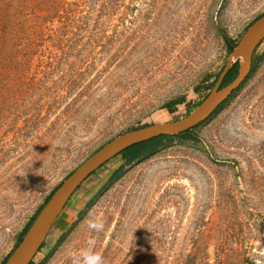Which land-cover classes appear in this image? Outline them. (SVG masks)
Masks as SVG:
<instances>
[{
	"label": "rangeland",
	"instance_id": "rangeland-1",
	"mask_svg": "<svg viewBox=\"0 0 264 264\" xmlns=\"http://www.w3.org/2000/svg\"><path fill=\"white\" fill-rule=\"evenodd\" d=\"M41 1L60 7L43 36L0 55V264L100 147L188 116L264 14V0ZM257 57L188 138L84 181L35 263L71 264L92 238L103 264H264V39Z\"/></svg>",
	"mask_w": 264,
	"mask_h": 264
},
{
	"label": "water",
	"instance_id": "water-1",
	"mask_svg": "<svg viewBox=\"0 0 264 264\" xmlns=\"http://www.w3.org/2000/svg\"><path fill=\"white\" fill-rule=\"evenodd\" d=\"M264 39V14L256 19L234 47L225 67L209 94L188 116L176 121L148 125L124 132L104 144L77 167L54 191L40 209L22 240L9 255L5 264H31L44 244L71 196L94 172L125 149L152 139L179 135L194 129L208 120L243 85L252 72L254 55ZM241 58L238 74L234 80L222 86L234 67L233 59Z\"/></svg>",
	"mask_w": 264,
	"mask_h": 264
},
{
	"label": "trees",
	"instance_id": "trees-1",
	"mask_svg": "<svg viewBox=\"0 0 264 264\" xmlns=\"http://www.w3.org/2000/svg\"><path fill=\"white\" fill-rule=\"evenodd\" d=\"M43 2L44 1H41L40 3L38 2V0H0V55L5 52H13L14 46L21 40L23 41L25 39L38 38L40 36H43V33L41 32L43 28L40 27L47 24V22L52 21L51 18H53V12H58L59 9L57 8H60L55 3L45 4ZM235 46L236 43L230 45L229 50L232 51ZM257 60L258 57L253 60L252 71L254 70L255 63ZM238 69H239V62H236L234 64V67L232 68V70L229 72L228 76L224 80L222 86L227 85L236 78L238 74ZM177 103L179 102L168 103L166 107L171 112L173 110L172 106ZM198 105L199 103L197 104V106ZM223 105H221L215 111V113L218 112ZM146 126L148 125H144L141 127H146ZM192 132L193 129L180 133L179 135L161 136L144 143L135 144L122 151L119 155L122 156V158L124 159L125 165H128L143 156L152 154L157 149H159L166 140L172 138H188V136H190ZM125 165H122L119 169H117L114 172V174L118 173L122 168H124ZM54 191L48 196L46 202L54 193ZM36 215L29 221L27 226L20 234L16 247L18 246L24 234L26 233V231L34 221ZM44 246H45V242L42 245V248ZM8 257L4 260L2 264H5ZM31 264H36V263L35 261H32Z\"/></svg>",
	"mask_w": 264,
	"mask_h": 264
},
{
	"label": "clouds",
	"instance_id": "clouds-1",
	"mask_svg": "<svg viewBox=\"0 0 264 264\" xmlns=\"http://www.w3.org/2000/svg\"><path fill=\"white\" fill-rule=\"evenodd\" d=\"M89 227L100 231L103 228V221L99 218L89 223ZM95 240L90 238L86 245L70 253L71 264H103L101 254L95 250Z\"/></svg>",
	"mask_w": 264,
	"mask_h": 264
},
{
	"label": "bare ground",
	"instance_id": "bare-ground-1",
	"mask_svg": "<svg viewBox=\"0 0 264 264\" xmlns=\"http://www.w3.org/2000/svg\"><path fill=\"white\" fill-rule=\"evenodd\" d=\"M157 42V41H156ZM160 44V43H159ZM153 45V44H152ZM156 46V45H155ZM161 47V46H160ZM151 48V47H150ZM153 48V47H152ZM159 49V48H158ZM156 50V49H155ZM152 51V50H151ZM50 233V232H49Z\"/></svg>",
	"mask_w": 264,
	"mask_h": 264
}]
</instances>
